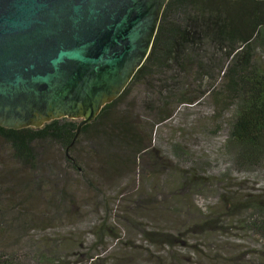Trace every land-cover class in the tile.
Returning <instances> with one entry per match:
<instances>
[{"label":"trees","instance_id":"trees-1","mask_svg":"<svg viewBox=\"0 0 264 264\" xmlns=\"http://www.w3.org/2000/svg\"><path fill=\"white\" fill-rule=\"evenodd\" d=\"M263 61L264 0H167L146 58L120 94L104 103L78 135L79 120L67 117L40 127L0 125V143L8 147L10 161L26 169L25 180L13 186L22 192L32 184V211L18 204L6 219L0 213V235L13 226L19 231L28 223L32 228L50 225L58 221V215L67 218L70 207H78L75 192L56 186L59 175L51 178L53 159L48 157L53 150H45L47 145L60 149L65 171L80 175L86 188L98 191L102 179L137 169L138 160L154 151L149 149L159 126L182 106L196 105L207 97L236 106L225 122L227 145L235 160L243 165L263 163ZM9 182L0 178V206ZM263 197V188L260 193L247 194L242 206L256 214L251 226L264 237ZM35 200L44 203L45 211L37 209ZM165 236L160 242L172 245L173 238ZM104 237L123 240L120 230L97 224L94 238L103 248L86 252L92 264L109 248L101 242ZM56 244L45 241L41 248L32 247L27 258L32 264H67L56 260ZM19 257V250L0 252V264H14Z\"/></svg>","mask_w":264,"mask_h":264},{"label":"rangeland","instance_id":"rangeland-1","mask_svg":"<svg viewBox=\"0 0 264 264\" xmlns=\"http://www.w3.org/2000/svg\"><path fill=\"white\" fill-rule=\"evenodd\" d=\"M235 108L213 97L182 106L159 126L149 149L154 151L138 160L137 169L102 179L98 191L86 188L80 175L65 171L60 149L47 145L45 150H53L48 157L53 159L51 178L59 175L56 186L74 191L79 205L50 225L7 228L0 235V252L19 250L14 264H32L27 258L32 247L56 242V260L92 264L86 252L103 248L94 238L96 225L103 222L120 230L123 240L102 238L109 248L94 264H264V237L251 226L256 214L242 206L247 194L264 189V162L239 164L228 148L225 122ZM8 150L0 143V169L5 170L0 178L10 181L0 206L5 219L18 204L32 211V184L22 192L15 189L13 184L25 180L26 169L10 161ZM35 201L45 211L44 203ZM165 234L173 238L172 245L160 242Z\"/></svg>","mask_w":264,"mask_h":264},{"label":"water","instance_id":"water-1","mask_svg":"<svg viewBox=\"0 0 264 264\" xmlns=\"http://www.w3.org/2000/svg\"><path fill=\"white\" fill-rule=\"evenodd\" d=\"M166 1L0 0V125L82 115L78 135L146 58Z\"/></svg>","mask_w":264,"mask_h":264},{"label":"flooded vegetation","instance_id":"flooded-vegetation-1","mask_svg":"<svg viewBox=\"0 0 264 264\" xmlns=\"http://www.w3.org/2000/svg\"><path fill=\"white\" fill-rule=\"evenodd\" d=\"M2 111H3V110H2ZM7 112H8V111H7ZM28 120H29V116H28V117H25V121H28ZM45 122H46V121H45ZM45 122H44V123H45ZM44 123H43V124H44ZM43 124H42V125H43ZM42 125H41V126H42ZM24 127H28V126H24ZM33 127H34V126H33ZM38 127H40V126H38ZM10 128H12V127H10ZM21 128H22V127H21Z\"/></svg>","mask_w":264,"mask_h":264}]
</instances>
